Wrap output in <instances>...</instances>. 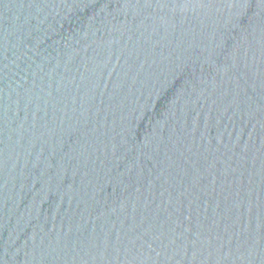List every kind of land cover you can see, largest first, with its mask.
I'll return each mask as SVG.
<instances>
[{
	"label": "water",
	"instance_id": "obj_1",
	"mask_svg": "<svg viewBox=\"0 0 264 264\" xmlns=\"http://www.w3.org/2000/svg\"><path fill=\"white\" fill-rule=\"evenodd\" d=\"M0 264H264V0H0Z\"/></svg>",
	"mask_w": 264,
	"mask_h": 264
}]
</instances>
